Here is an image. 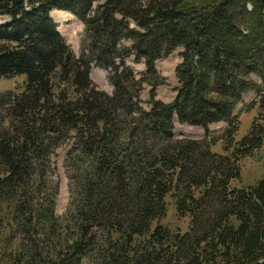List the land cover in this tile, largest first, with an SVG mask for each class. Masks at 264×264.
Listing matches in <instances>:
<instances>
[{
	"label": "trees",
	"instance_id": "1",
	"mask_svg": "<svg viewBox=\"0 0 264 264\" xmlns=\"http://www.w3.org/2000/svg\"><path fill=\"white\" fill-rule=\"evenodd\" d=\"M53 10L82 23L78 56ZM178 49L163 103L154 62ZM91 67L108 70L110 95ZM16 76L0 94V264H264V164L241 186V161L264 145V0H0V78ZM174 123L225 127L174 139ZM62 145L69 200L56 216ZM169 211L182 230L162 223Z\"/></svg>",
	"mask_w": 264,
	"mask_h": 264
},
{
	"label": "rangeland",
	"instance_id": "2",
	"mask_svg": "<svg viewBox=\"0 0 264 264\" xmlns=\"http://www.w3.org/2000/svg\"><path fill=\"white\" fill-rule=\"evenodd\" d=\"M68 13V12H67ZM64 14L65 16H60L55 11L51 13L53 18H60V27L62 28V37L66 41L67 45L75 54L78 53L85 45V40L81 35V24L73 17L71 14ZM81 35V37H80ZM125 46H128V42L123 43ZM86 46V45H85ZM177 51V50H176ZM172 52L168 57L158 60L155 62L154 68L157 72V75L164 79L163 83L155 88V99L162 101L164 103H168L171 101L174 95V88L176 86V82L173 75V69L177 64L178 56ZM124 63L132 69V74L135 79L144 75L143 67L140 64H135L131 62L130 59H126ZM89 76L91 81L101 90L109 94L111 92L110 87L107 83L106 76L107 73L105 70L98 69L96 67H91ZM252 80L259 84L260 78L257 76L252 77ZM23 77L16 76L12 78H0V94L7 92L8 90H16L19 89L22 85ZM148 87L143 85L141 91L139 92L140 103L139 106L143 109H147L146 102L148 100L147 94ZM254 93L248 92L243 95L241 102L237 105L234 115L237 117L238 127L237 133L235 136V140L241 139L248 131L251 123V117L253 116V112L244 113L242 110V106L244 103L249 102L253 98ZM225 125L222 123L209 125L207 130L204 131L199 127H189L185 125H177L175 123L174 129L172 132V137L174 139H193L199 140L204 136L217 138L223 131ZM69 149V145H62L57 151L55 155L52 157L53 161V177L52 179L56 181L58 186L57 188V196L55 200V215H60L68 200L69 194L67 190V179L62 168L63 160L66 156V153ZM212 151L220 152V145L215 144L214 147L211 148ZM264 164V145L261 146L258 150L252 153V156L247 157L241 161V186L244 184H252L256 180L259 179L262 168ZM169 228H173L178 225L177 219L170 215V211L166 214L164 221L162 222ZM180 229L184 228V223L179 224ZM82 264H87L86 261Z\"/></svg>",
	"mask_w": 264,
	"mask_h": 264
},
{
	"label": "crops",
	"instance_id": "3",
	"mask_svg": "<svg viewBox=\"0 0 264 264\" xmlns=\"http://www.w3.org/2000/svg\"><path fill=\"white\" fill-rule=\"evenodd\" d=\"M56 12V13H58V15H62V16H65L64 14H66L67 12H64V11H56V10H53V11H51L50 12V16H51V13L52 12ZM67 14H69V13H67ZM52 17V20H53V22L57 25V31L62 35V28L60 27V22H61V20H59L60 18H53V16H51ZM80 37H81V35H80ZM85 40V39H84ZM85 43H87L86 42V40H85ZM180 52V50H177L175 53L177 54V53H179ZM178 62H179V59H178ZM178 62H176V63H178Z\"/></svg>",
	"mask_w": 264,
	"mask_h": 264
},
{
	"label": "bare ground",
	"instance_id": "4",
	"mask_svg": "<svg viewBox=\"0 0 264 264\" xmlns=\"http://www.w3.org/2000/svg\"><path fill=\"white\" fill-rule=\"evenodd\" d=\"M56 11H58V10H56ZM65 12V11H64ZM51 17V16H50ZM52 18V17H51ZM86 44V43H85Z\"/></svg>",
	"mask_w": 264,
	"mask_h": 264
}]
</instances>
